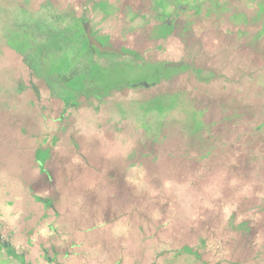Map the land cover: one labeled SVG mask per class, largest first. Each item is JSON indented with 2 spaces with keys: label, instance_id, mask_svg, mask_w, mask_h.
Returning <instances> with one entry per match:
<instances>
[{
  "label": "rangeland",
  "instance_id": "obj_1",
  "mask_svg": "<svg viewBox=\"0 0 264 264\" xmlns=\"http://www.w3.org/2000/svg\"><path fill=\"white\" fill-rule=\"evenodd\" d=\"M194 1L180 4L187 10ZM108 2L117 6L114 13L98 8L92 23L113 41L121 36L115 29L139 31L144 25L133 14L150 16L152 0L133 12L118 7L122 1ZM40 4L43 0H0V233L9 247L25 246L27 262L32 256L35 264H54L47 260L55 256L51 246L62 243L47 223L60 208L58 229L77 243L69 254L72 264H114L117 257L123 264H264V68L255 54V32L264 41V0H222L220 16L235 21L236 15L241 29L236 33L214 15L206 18L207 9L188 12L195 14L202 63L238 78L240 88H222L214 80L209 88H187L204 82L202 71L186 79L189 66L179 72V88H114L152 82L161 66L111 63L93 72L89 91L109 93L101 92V98L84 93L73 98L64 88H47L35 71L30 75L25 58L54 26L69 27L77 15L60 17L59 24L57 11L29 13ZM177 9L172 4L167 12ZM153 27L142 34L153 35ZM129 42L123 44L137 48L140 40L131 35ZM171 42L172 58L191 64L180 38L176 44L156 40L149 49L169 53L157 47ZM52 57L49 72L73 64L64 55ZM150 59L146 54L137 64ZM194 63V69L203 68ZM63 97L80 101V107H68ZM40 149L49 150L40 154L54 178L51 186L40 174ZM30 193L53 204L35 201ZM1 254L0 261L21 264L6 250Z\"/></svg>",
  "mask_w": 264,
  "mask_h": 264
},
{
  "label": "flooded vegetation",
  "instance_id": "obj_2",
  "mask_svg": "<svg viewBox=\"0 0 264 264\" xmlns=\"http://www.w3.org/2000/svg\"><path fill=\"white\" fill-rule=\"evenodd\" d=\"M31 1L33 2V0ZM58 1H59L58 5H51L50 0H43L44 4L43 5L40 4L41 8L39 7L38 10L34 9L33 10L34 12H29V13H43V12L48 13L51 11H57L60 13L59 16L57 17L59 24L61 22V19L59 20L60 17L62 18V16H66L65 18H69L71 17L72 13L77 14L72 19V21L69 22L68 25L69 27L56 28L57 26H54L55 27L54 31H52L50 35H48L45 39L41 41L42 46L38 48L34 47L35 53L32 55V57L27 56L24 60L28 70H30L31 76H33L35 71L38 77L44 78L46 81H48L47 88H64L73 98H77L78 96L83 95V93L86 94V97H90L91 95H94L96 97L101 98L100 97L101 95H99L101 92H103L105 95L109 93H106L103 90H100L98 92L97 91L91 92L89 91V86L95 82V77H93L94 70H97L99 73H102L101 70L107 68L111 63L120 64V65H132L135 67V69H142L148 66H161V73H159L156 76V78L153 79L152 82L149 83L142 82L134 85L125 84L124 86H118L114 88H179V82L182 81V79H180L179 77L181 76L179 72L186 71L188 69V66L191 69L188 71L190 73L186 74V79H189V77L193 78L194 74L195 76H197L196 74L202 71L204 73L203 74L204 82L199 81L197 79V82L199 83L202 82V83L201 84L190 83L188 84L187 88H209L210 86L214 85L216 82H218V84H222V88H240L239 87L240 83H237L238 78L231 77L225 73L214 71L202 63L198 55L199 40H198V36L195 35L197 34V32L194 31L196 24V23L194 24L195 14L188 13L189 11L196 12V9H202V10L207 9L205 15L206 18L207 17L209 18V16L212 14L216 17L218 24L224 22L228 31L232 30L234 33H236L238 30L241 31V29L237 27L238 25L234 24L237 22L236 15L234 16L236 22L232 21V16L231 18L228 17V20L226 19V17L220 16L222 13V7H221L222 0H212V1L195 0L194 5H192V7H190L189 6L190 4H188L189 2H187L186 6L190 7L187 10H184L183 9L184 6L180 4L181 2L186 0H181L179 4H177L178 2H176L175 0H152V6L149 5L151 11L149 17H146L141 14L132 15L134 19L135 18L139 20L144 19V22H142L144 25L141 26L140 30L134 31L130 28V26H125V27L123 26L122 28L115 29L114 31H119V30L121 31L120 32L121 36L116 37L115 41H113V38L110 35L102 34L101 32L100 34H98L97 30L93 27L92 12L93 14L97 15L96 9L102 8L105 10L104 14H107V12L110 13L114 8H117V6L110 5L108 0H58ZM118 1H122V4L118 7L128 12H131L132 9L133 12V10L136 11L140 9L142 6H144V2H146L147 0H118ZM123 1L125 2V4ZM205 1H208L211 5L206 6ZM126 2H128L129 5ZM172 4H174L176 8L178 7L179 10L177 9L174 13H168L167 9L170 6H172ZM109 8L110 10L108 11ZM112 13L114 12H111L110 14ZM234 13L241 14V12H234ZM125 17L127 16H124L125 21L123 20V22L130 24L128 20L126 21ZM261 17L264 18V16ZM240 18L241 17H239V19ZM99 22H105L104 17H101V21ZM261 23L262 22H260L259 24L262 25ZM150 24L152 26L154 25V27L152 28V30L154 31L153 35H148V36H146V34L143 35L142 32H145L144 31L145 27ZM86 25L90 26L91 33L94 38H96L98 41L99 39L97 37L106 39L107 44H103L102 42L101 43L106 46H111L117 49L118 51L115 52L102 51L95 44H92L86 31ZM231 25H234L235 30L231 29L232 28ZM260 28L261 26L259 27V29ZM202 29H203L202 32H204L205 27H203ZM139 32L143 35L142 38L139 36ZM177 33L179 34L178 37H177ZM255 34L257 35L258 38L255 45V54L259 57L258 64L261 67V69H263L264 41L262 37L260 36L258 37V34L256 32ZM131 35H133V37H137V39L140 40L139 43L140 46L137 45L136 46L137 48H128L123 44L126 42L130 43L129 38L131 37ZM176 38H180V41H182V43L186 45L185 48L187 50V55L189 56L188 60L191 59L192 61L191 64L187 63L186 60L183 61L172 58L174 57L176 52L175 45H173L172 42L165 48L162 45L157 47V49L159 50L164 49L169 53L156 55V53L151 52V50L149 49V47L153 45L151 42H154L156 40L166 42V40L168 39L169 40L173 39L174 42ZM174 44H176V42H174ZM32 45L33 42L30 48H33ZM51 47L56 51L58 50L59 52L58 53H55L53 51L50 52L49 50ZM146 54H148V56L151 58L150 59L151 61H147L148 63L146 64L138 65L137 61H139L140 58H144ZM57 55H64L65 57L69 58L73 62V64L70 67L65 68L64 71L57 70V71L49 72L50 71L49 62L51 61L50 57L51 56L56 57ZM104 58H107L109 60L108 65L102 63V60H104ZM194 61H196L197 63L201 62L203 68L194 69V64H195ZM171 63H183V64L178 67H172L169 66ZM185 67L187 68L183 69ZM172 70L175 72H172ZM168 72L170 74L166 75ZM212 80H214L215 83L212 82ZM19 88H25V86L22 85L20 87L19 85ZM63 99L68 107H80V101L74 100L73 102H69L66 98L63 97ZM45 101H46V105H48L47 104L48 100ZM31 102L35 104L33 101ZM45 108H47V106L46 107L43 106V108L41 109L42 110L41 113L43 115L44 121L48 122L47 111ZM42 140L44 141L48 140V136H45L44 138H42ZM41 152L47 153L48 155L49 150L40 149L36 153V155L38 160L37 162L39 163L40 174H42V176L44 177V183L50 185L51 180H53L54 178L45 168L44 163H45L46 155L45 157H42L40 154ZM42 158H44V160H42ZM31 197L35 201L48 204L49 206L53 204L49 198L40 197L36 194L34 196L31 194ZM61 211L62 210L59 208L58 214H56L57 218L53 220H49V222L47 223L50 230L55 233V237L59 238V240H61L62 243V244H57L58 246L55 245L51 246V249L52 251H54L55 256L48 257L47 260L48 263L50 262L54 264H72V262H74V259H71L69 254L70 251H72L71 247L75 246V244L77 243L69 232L61 231L60 229H58L57 219L58 217H60ZM115 220H117V218H115ZM2 234L3 233L1 232L0 254L2 253V251L6 250V253L10 255L12 258L20 259L21 264H35L33 260L34 258L32 256H31V260L27 262L28 254L26 255L24 252L26 251L27 253L28 251L25 246H19L17 244H14V246L11 245L9 247L8 242L6 240H3ZM9 236L13 238L12 233L9 234ZM67 256L69 257L67 258ZM116 260L117 261L113 262L114 264H123L124 259L122 257H117ZM0 264H8V263H6L5 260H1Z\"/></svg>",
  "mask_w": 264,
  "mask_h": 264
},
{
  "label": "water",
  "instance_id": "obj_3",
  "mask_svg": "<svg viewBox=\"0 0 264 264\" xmlns=\"http://www.w3.org/2000/svg\"><path fill=\"white\" fill-rule=\"evenodd\" d=\"M86 31H87V34L90 38V41L92 44H95L100 50L102 51H112V52H115V51H118L117 49L111 47V46H106V45H103L100 41H98L96 38L93 37L92 33H91V29H90V26L89 25H86ZM183 63H171L169 66H172V67H178V66H181Z\"/></svg>",
  "mask_w": 264,
  "mask_h": 264
},
{
  "label": "trees",
  "instance_id": "obj_4",
  "mask_svg": "<svg viewBox=\"0 0 264 264\" xmlns=\"http://www.w3.org/2000/svg\"><path fill=\"white\" fill-rule=\"evenodd\" d=\"M202 125H203V123L201 124V126H202ZM199 142H200V141H199ZM202 142H203V141H201V143H202ZM209 153H210V152H209ZM42 160H44V158H42ZM243 226H244V225H243ZM243 226H242V227H243ZM242 227H241V228H242Z\"/></svg>",
  "mask_w": 264,
  "mask_h": 264
}]
</instances>
